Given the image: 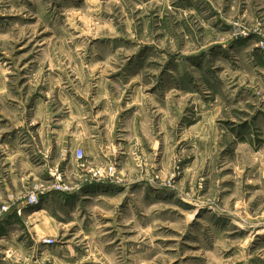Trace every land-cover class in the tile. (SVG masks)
<instances>
[{
    "label": "rangeland",
    "instance_id": "1",
    "mask_svg": "<svg viewBox=\"0 0 264 264\" xmlns=\"http://www.w3.org/2000/svg\"><path fill=\"white\" fill-rule=\"evenodd\" d=\"M263 36L264 0H0V264H264Z\"/></svg>",
    "mask_w": 264,
    "mask_h": 264
},
{
    "label": "built area",
    "instance_id": "2",
    "mask_svg": "<svg viewBox=\"0 0 264 264\" xmlns=\"http://www.w3.org/2000/svg\"><path fill=\"white\" fill-rule=\"evenodd\" d=\"M259 43V47L261 48V50L263 51L264 53V36L262 37V39H260L258 41ZM76 156H77V159L78 160H82L83 157H84V152L82 150H78L77 153H76ZM56 190L60 193H68L70 192V189L68 187H64V186H61L59 185ZM36 201V199H31V202H34Z\"/></svg>",
    "mask_w": 264,
    "mask_h": 264
},
{
    "label": "crops",
    "instance_id": "3",
    "mask_svg": "<svg viewBox=\"0 0 264 264\" xmlns=\"http://www.w3.org/2000/svg\"><path fill=\"white\" fill-rule=\"evenodd\" d=\"M39 213V212H38ZM41 214H42V211H41ZM36 215H37V213H36Z\"/></svg>",
    "mask_w": 264,
    "mask_h": 264
}]
</instances>
